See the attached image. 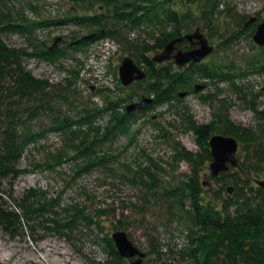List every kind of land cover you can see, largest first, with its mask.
Instances as JSON below:
<instances>
[{"label": "trees", "instance_id": "obj_1", "mask_svg": "<svg viewBox=\"0 0 264 264\" xmlns=\"http://www.w3.org/2000/svg\"><path fill=\"white\" fill-rule=\"evenodd\" d=\"M68 1L73 8L68 14L35 19L27 11L38 9V0H0V228L15 235L22 232L26 224L33 235L40 220L43 221L42 228L58 233L70 231L76 224L87 228L94 226L101 234L99 242L111 262L124 264L125 259L118 253L110 234L102 228L100 215L106 211L99 208L90 212L80 203H70L62 207L63 215H60L52 211L53 206H58L54 199L35 188L26 189L19 198L10 194L8 198L13 201L11 207L3 198L4 180L14 179L20 174L19 160L25 149L34 146L48 130L62 134L65 145L57 152L45 153L40 161L34 163L37 168L54 171L65 158L79 159L74 163L76 173L91 170L97 164L104 166L110 158L101 153L105 143L120 134H127L138 114L157 105L179 102V92H193L197 80L210 83L223 81L232 85L235 92H242V88L235 85L236 81L245 80L252 71L264 72V47H258L257 53L244 65H237L234 60L210 57L181 67L172 61L158 63L152 59V54L160 51L168 41L191 31L192 27L202 26L210 38L218 33V29L214 28L217 14L230 12L228 6L219 7L224 0ZM194 5L201 6L200 15L195 12ZM248 17L243 14L239 23L241 28L222 35V47L239 39L248 29L247 34L252 37L255 26H244ZM58 21L83 25L89 33L104 29L103 36L123 44V48L145 70L146 77L128 86L121 85L119 77H116L114 90L108 86L96 88L102 102L100 106H78L70 98L72 94L68 90L78 78L76 68L67 69L70 74L65 77L68 87H63L47 78L36 77L22 63L26 55L54 60L65 54L68 47L82 49L103 37L77 45L62 40V43L66 42L64 47L43 50L44 42L36 41L35 31L45 25H55ZM141 26L153 28L150 43L134 42L124 34ZM12 32L30 41L32 50L9 46L2 35ZM77 35V32H71L70 36L74 40ZM144 94L152 98L151 103L143 109L128 112L126 106L129 101L138 100ZM242 94L246 96V92ZM182 112L194 134L198 151H190L177 142L172 155L176 163L171 166L176 169L180 161H186L190 165L189 172L178 175L173 172L172 181L165 183L162 177L164 169L148 157L149 164L133 172L132 182L144 191V201H148L145 196L151 199L158 195L166 205L169 218L177 219L186 226L188 244L180 252L182 257H187L186 264H264V180L257 178L261 175L264 178V134L260 136L245 126L229 121L226 116L220 119L225 125L217 128L212 121L199 123L185 111ZM103 113L107 116L105 122L96 124ZM259 113L264 121V111ZM214 133L234 136L242 143L243 156L235 168L231 166L216 176L209 174V178L218 183L217 187L211 188L204 186L201 172L204 165L211 161L209 139ZM49 213L55 217H47ZM122 220L118 219L116 229L123 227ZM153 247H156L155 242Z\"/></svg>", "mask_w": 264, "mask_h": 264}, {"label": "rangeland", "instance_id": "obj_2", "mask_svg": "<svg viewBox=\"0 0 264 264\" xmlns=\"http://www.w3.org/2000/svg\"><path fill=\"white\" fill-rule=\"evenodd\" d=\"M38 2L40 4L38 9L27 11L28 15L35 19L60 17L73 9L68 0H38ZM225 6L230 8V12L222 11L217 14L214 28L219 32L213 37L210 38L200 25L192 27L190 32L199 27L213 45L214 49L205 58L206 60L209 59L208 57L217 60H234L237 65H244L258 50V45L247 34L250 30L248 29L247 33L225 47L221 46L222 35L231 34L235 29L241 28L239 23L241 24L243 14L251 17L264 16V0H224L219 7ZM193 8L196 13L201 14V6L194 5ZM86 29L83 25L58 21L55 25H45L37 29L35 39L44 42L42 49L46 50V48L50 49L57 37H62L56 44L57 47H64L66 42L69 44L72 40L71 32H77L79 38L89 33ZM152 33L153 28L141 26L130 29L124 34L134 42L150 43ZM2 37L9 46L32 50L30 41L16 32L3 34ZM62 40L66 42L62 43ZM104 44L115 49L112 54L109 53L106 62L109 61L108 73L106 71L107 83L102 77L101 81H94L95 84H92L91 79L100 65L97 62V54L95 56L92 54L99 49V45ZM122 45L112 37L103 36L82 49L68 47L65 49V54L57 56L54 60L26 55L22 63L36 77L47 78L52 83L62 84L63 87H68L65 77H69L70 74L66 72L67 69L76 68L78 78L74 79V83L68 89L72 94L69 97L78 106L83 104L91 107L100 106L102 102L95 91L96 88L103 87L102 84L105 83L114 90L118 66L124 56H131ZM196 83L204 87L187 93L179 102H174L172 105H157L145 113L138 114L136 120L131 122L127 134H120L111 142L105 143L101 153L110 158L104 166L97 164L91 170L76 173L73 169L74 163L79 159L65 158L54 171L37 168L34 163L40 161L45 153L57 152L65 145V139L59 132L51 130L44 132L34 146L25 149L19 160V167L22 169L20 174L14 179L4 180L3 198L6 203L13 207V201L8 198L10 194L19 198L26 189L35 188L42 190L50 199H54L58 206H53L52 211L60 215H63L62 207L70 203H80L90 212L101 208L106 211L100 215L105 232L111 234L114 230H118L115 225L118 219H123V227L120 230L126 231L133 243L146 253L141 264H186L187 257H182L180 254L188 244L186 226L177 219L169 218L166 205L158 195L151 199L145 196L148 201L143 200L144 191L132 182L133 172L148 165V157H151L158 167L164 169L162 177L165 183L172 181L170 177L173 172L175 175L189 172L190 165L186 161H180L176 169L175 166H171L176 163L172 155L177 142L190 151H198L194 134L182 111L196 122L212 121L217 128L225 125L220 119L226 116L229 121L245 126L252 132L259 133L260 136L264 134V121L259 113L264 111V72L252 71L245 80L236 81L235 85L242 88L240 93L235 92L232 85L223 81L210 83L197 80ZM116 90L117 93L120 92L117 87ZM244 92H246L245 97L242 94ZM132 102L134 101H129ZM106 118L103 113L102 117L96 120V124L102 125ZM240 143L238 141L239 162L243 156ZM209 163L210 161L204 165L201 178L206 181L204 186L213 188L217 187L218 183L209 178ZM257 178L264 180L262 175ZM133 203L138 207L132 206ZM46 216L55 217L52 213ZM44 225L49 224L44 223ZM23 226L22 232L15 235L0 228V264H114L99 242L101 234H98V229L94 226L87 228L82 224H76L72 230L58 233L42 228L43 221L40 220L33 235L26 224ZM154 242L156 247H153ZM123 258L124 264H131L137 256L130 259Z\"/></svg>", "mask_w": 264, "mask_h": 264}, {"label": "water", "instance_id": "obj_3", "mask_svg": "<svg viewBox=\"0 0 264 264\" xmlns=\"http://www.w3.org/2000/svg\"><path fill=\"white\" fill-rule=\"evenodd\" d=\"M255 21V17L252 16L246 21V25L253 23ZM105 30H101L99 32H92L85 35L80 36L77 39H74L69 44L77 45L81 42L96 39L100 36H103ZM62 37H57L54 41V44L50 47V49H54L57 47L56 42L61 40ZM184 39L189 40L192 44H196V47L190 48L188 50L177 49L174 53L175 45L178 42L183 41ZM252 39L255 44L259 46H264V19L260 21L255 31L252 35ZM214 49L213 45H211L204 35L203 32L200 31L199 27H196L193 32L186 33L180 37L174 38L168 41L160 51L154 53L152 55V59L156 62H163L173 58L175 64L179 67L184 65H191L197 62L202 61L209 53ZM118 77L119 81L123 86H128L134 81L141 80L146 77L145 70L140 67L135 60L127 55L122 58L121 63L118 66ZM204 85H198L197 83L194 85L195 90H199L203 88ZM187 94V90H183L179 92V96L183 97ZM152 98L147 95H142V97L129 103L126 106V110L128 112L143 109L151 103ZM209 146L211 151V161L209 163V169L211 175H219L221 171H227L231 166L239 165V158L237 156L238 150V141L234 136L224 135L220 133L213 134L209 139ZM262 184V181H260ZM203 184H206V181H203ZM232 190L231 187L228 189ZM115 247L118 253L122 257L126 258H137L131 262V264H141L142 259L145 256V252L140 250L133 241L129 238L128 234L124 230H114L110 234Z\"/></svg>", "mask_w": 264, "mask_h": 264}, {"label": "built area", "instance_id": "obj_4", "mask_svg": "<svg viewBox=\"0 0 264 264\" xmlns=\"http://www.w3.org/2000/svg\"><path fill=\"white\" fill-rule=\"evenodd\" d=\"M99 44H101V43H99ZM114 50L115 49L111 48L109 45L105 46V44H104V45H99V49L95 50V53L92 54V56H95V54H97V62L100 64V65H98V68L96 70L94 77L91 79L92 84H95L94 81H96V82L101 81L102 77L104 78L105 82L107 83L106 71L108 73L109 61H108V63H106V62H107V59L109 57V53L111 52V54H112L114 52ZM99 67H101V68H99ZM103 67H107V68L103 69ZM102 85L107 86V85H105V83Z\"/></svg>", "mask_w": 264, "mask_h": 264}, {"label": "flooded vegetation", "instance_id": "obj_5", "mask_svg": "<svg viewBox=\"0 0 264 264\" xmlns=\"http://www.w3.org/2000/svg\"><path fill=\"white\" fill-rule=\"evenodd\" d=\"M263 17L264 16H256L255 17V22H253L254 24H252V25H254L255 27L257 26V24L263 19ZM246 22V21H245ZM249 25H251V24H248V25H246V24H244V26L245 27H247V26H249ZM188 33V32H187ZM185 33H183L182 35H184ZM181 35V36H182ZM178 37H180V36H178ZM175 38H177V37H175ZM197 45L196 44H192L189 40H186V39H184L183 41H181V42H178V43H176V45H175V49L173 50V53L177 50V49H182V50H188V49H190V48H193V47H196ZM209 58V57H208ZM166 61H172L174 64H175V62H174V60H173V58H171V59H169V60H166ZM203 61V60H202ZM165 61H163V63H164ZM159 63H162V62H159Z\"/></svg>", "mask_w": 264, "mask_h": 264}]
</instances>
